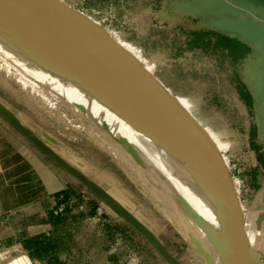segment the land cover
<instances>
[{
    "label": "rangeland",
    "instance_id": "1",
    "mask_svg": "<svg viewBox=\"0 0 264 264\" xmlns=\"http://www.w3.org/2000/svg\"><path fill=\"white\" fill-rule=\"evenodd\" d=\"M59 1L105 30L148 74L236 225L244 228L254 212L263 220L264 172L252 145L264 151L257 89L264 46L213 21L264 22V7L256 0H227L237 10L212 17L193 0ZM197 31H219L243 46L233 54L205 41L196 46L190 41ZM4 64L60 104L49 106L23 90ZM67 66L41 42L0 26V116L31 143L32 126L46 131L52 137L49 159L68 169L71 180L69 193L52 207L44 203L31 213L2 217L0 249L25 243L36 264H225L176 194L149 192L164 208L143 194L142 168L123 156L119 139L153 165L157 156L134 137L120 111ZM71 193H79L78 203ZM260 255L264 264V249Z\"/></svg>",
    "mask_w": 264,
    "mask_h": 264
},
{
    "label": "bare ground",
    "instance_id": "2",
    "mask_svg": "<svg viewBox=\"0 0 264 264\" xmlns=\"http://www.w3.org/2000/svg\"><path fill=\"white\" fill-rule=\"evenodd\" d=\"M0 26L27 39L28 42L35 44L41 42L44 47L53 51L68 65L67 67L88 80L91 86L95 87L94 90L99 91L110 105L120 111L134 137L145 141L151 147L158 158L157 160L151 154L155 165L140 151L133 150L125 141L118 138L124 151L123 156L132 159L142 168L145 184L140 186V190L144 195L152 200V197H156L150 196L154 188H160L168 194L179 193L208 225L218 229L215 208L198 171L187 168L184 172L177 160L158 148L143 133L141 112L144 111L146 104L143 94L107 55L85 41L86 34L79 27L49 7L29 0H0ZM4 65L18 75L17 80L23 90L43 99L49 106L59 103L48 92L28 84L27 79L15 67ZM155 200L160 207L164 208L159 198ZM197 226L211 242L206 232L198 224Z\"/></svg>",
    "mask_w": 264,
    "mask_h": 264
},
{
    "label": "water",
    "instance_id": "3",
    "mask_svg": "<svg viewBox=\"0 0 264 264\" xmlns=\"http://www.w3.org/2000/svg\"><path fill=\"white\" fill-rule=\"evenodd\" d=\"M29 1L49 7L79 27L86 34L84 38L85 41L107 55L139 88L146 102L145 109L141 112L144 125L143 133L158 148L177 160L184 172L187 168L196 169L203 185L207 189L209 199L216 211L219 224L218 229L208 225L205 220L191 208L181 194H176L181 203L189 209L191 217L209 236L215 250L224 263L263 264L260 252L250 247L243 235L242 227L239 228V226L236 225L226 205L217 194L201 160L181 131L177 117L167 107L153 86L148 74L139 66L137 61L116 43L105 30L91 21L83 13L66 6L59 0ZM193 1L204 13L212 17L218 14H233L239 6L238 4L234 6L228 5L227 0ZM256 1L259 5L264 7V0ZM213 24L222 30L251 39L264 46V22L223 18L214 20ZM257 89L264 118V77L257 81ZM72 174L77 180L82 182L83 179L79 175L75 173Z\"/></svg>",
    "mask_w": 264,
    "mask_h": 264
},
{
    "label": "crops",
    "instance_id": "4",
    "mask_svg": "<svg viewBox=\"0 0 264 264\" xmlns=\"http://www.w3.org/2000/svg\"><path fill=\"white\" fill-rule=\"evenodd\" d=\"M4 118L0 116V219L10 214L31 213L32 209L44 203L47 208L50 205L52 207L61 196L69 193L71 186L67 175L69 170L60 164L61 168L58 167L51 160L54 157L48 152L52 145L48 140L52 141V137L41 127L32 126L36 134L35 141L31 143L25 139V133L17 124ZM69 195L77 199L78 203L79 193ZM262 215L254 212L242 228L250 247L261 253L264 249ZM23 245L27 244L18 243L1 248L0 264H36V256L29 254L34 250L25 249Z\"/></svg>",
    "mask_w": 264,
    "mask_h": 264
},
{
    "label": "trees",
    "instance_id": "5",
    "mask_svg": "<svg viewBox=\"0 0 264 264\" xmlns=\"http://www.w3.org/2000/svg\"><path fill=\"white\" fill-rule=\"evenodd\" d=\"M205 41L206 46H213L216 49L227 50L229 53L233 54L238 48L243 45L236 38H230L219 31H197L193 33L191 43L196 46L203 44ZM256 153V161L264 172V151H260L258 146L252 145ZM95 209V206L93 207ZM170 253L175 256L171 251ZM176 258V256H175Z\"/></svg>",
    "mask_w": 264,
    "mask_h": 264
}]
</instances>
